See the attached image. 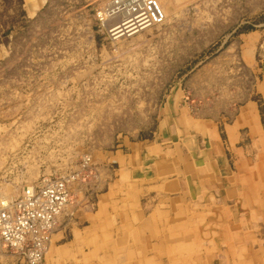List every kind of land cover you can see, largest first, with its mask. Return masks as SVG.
Wrapping results in <instances>:
<instances>
[{
  "label": "crops",
  "instance_id": "1",
  "mask_svg": "<svg viewBox=\"0 0 264 264\" xmlns=\"http://www.w3.org/2000/svg\"><path fill=\"white\" fill-rule=\"evenodd\" d=\"M242 37L166 81L151 126L92 154L42 264H264V30Z\"/></svg>",
  "mask_w": 264,
  "mask_h": 264
},
{
  "label": "rangeland",
  "instance_id": "2",
  "mask_svg": "<svg viewBox=\"0 0 264 264\" xmlns=\"http://www.w3.org/2000/svg\"><path fill=\"white\" fill-rule=\"evenodd\" d=\"M109 1L2 0L0 201L138 135L166 81L264 30V0H186L140 37L110 41Z\"/></svg>",
  "mask_w": 264,
  "mask_h": 264
},
{
  "label": "built area",
  "instance_id": "3",
  "mask_svg": "<svg viewBox=\"0 0 264 264\" xmlns=\"http://www.w3.org/2000/svg\"><path fill=\"white\" fill-rule=\"evenodd\" d=\"M158 0H110L99 21L110 41L129 37L164 22ZM91 158L84 155L78 171L61 178H43L23 188L18 197L0 201V251L25 264H42L58 217L71 201V185L91 175Z\"/></svg>",
  "mask_w": 264,
  "mask_h": 264
},
{
  "label": "bare ground",
  "instance_id": "4",
  "mask_svg": "<svg viewBox=\"0 0 264 264\" xmlns=\"http://www.w3.org/2000/svg\"><path fill=\"white\" fill-rule=\"evenodd\" d=\"M159 1V3H160V5H161V8H162V10H163V13H164V21H167L168 20V13L166 12L167 11V8L169 7V6H172L173 4H179V3H181V2H185L186 0H158ZM163 24V23H162ZM161 25V24H160ZM157 26V25H156ZM149 30V28L148 29H145V30H143V31H141V32H138V33H136V34H134V35H131V36H129V37H126V38H134V39H136V38H138V37H140L141 36V34L143 33V32H147ZM1 202H5V200H1Z\"/></svg>",
  "mask_w": 264,
  "mask_h": 264
}]
</instances>
